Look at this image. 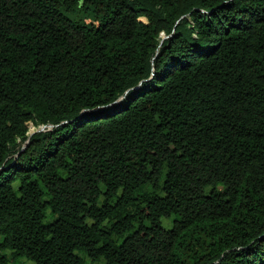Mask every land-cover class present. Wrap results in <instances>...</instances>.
<instances>
[{
  "label": "trees",
  "instance_id": "1",
  "mask_svg": "<svg viewBox=\"0 0 264 264\" xmlns=\"http://www.w3.org/2000/svg\"><path fill=\"white\" fill-rule=\"evenodd\" d=\"M82 254L264 264V0H0V264Z\"/></svg>",
  "mask_w": 264,
  "mask_h": 264
},
{
  "label": "rangeland",
  "instance_id": "2",
  "mask_svg": "<svg viewBox=\"0 0 264 264\" xmlns=\"http://www.w3.org/2000/svg\"><path fill=\"white\" fill-rule=\"evenodd\" d=\"M35 130H36L35 128H32V131H35ZM163 224L166 227H170L171 224H172V221H171V219L164 218L163 219ZM7 252L10 253V251H7ZM82 256L85 258L86 264H105V262L103 260H98V261L92 262L86 255L82 254ZM9 264H34V263L32 261H30V260L22 258V259H20L18 261H14V262H11Z\"/></svg>",
  "mask_w": 264,
  "mask_h": 264
}]
</instances>
